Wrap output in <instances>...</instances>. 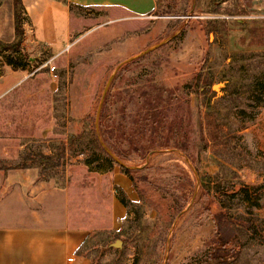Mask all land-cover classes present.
Instances as JSON below:
<instances>
[{
  "label": "rangeland",
  "instance_id": "obj_1",
  "mask_svg": "<svg viewBox=\"0 0 264 264\" xmlns=\"http://www.w3.org/2000/svg\"><path fill=\"white\" fill-rule=\"evenodd\" d=\"M71 13L72 36L57 53L0 47V216L19 215L17 186L34 170L58 183L87 162L122 171L103 143L138 199L119 233L88 239L86 255L264 264V97L254 92L264 83V0H157L151 15L118 20ZM8 55L27 66L4 86ZM43 155L59 167L47 169Z\"/></svg>",
  "mask_w": 264,
  "mask_h": 264
},
{
  "label": "crops",
  "instance_id": "obj_2",
  "mask_svg": "<svg viewBox=\"0 0 264 264\" xmlns=\"http://www.w3.org/2000/svg\"><path fill=\"white\" fill-rule=\"evenodd\" d=\"M22 2L32 27L29 32L24 29L21 46L26 50L44 47L54 53L63 50L72 36L71 7L108 11L112 20L120 19V14L144 18L157 9V0ZM0 41H16L13 0H0ZM3 64L7 69L4 86L23 79L26 69ZM78 169L66 170L61 183L53 177L39 180L34 170L33 182L17 186L19 215L0 216V264H92L89 258L78 255V250L93 235L120 232L128 209L119 193L132 203L138 199L132 180L116 168Z\"/></svg>",
  "mask_w": 264,
  "mask_h": 264
},
{
  "label": "trees",
  "instance_id": "obj_3",
  "mask_svg": "<svg viewBox=\"0 0 264 264\" xmlns=\"http://www.w3.org/2000/svg\"><path fill=\"white\" fill-rule=\"evenodd\" d=\"M13 3H14V9H15L16 41L14 43H11V44H4L0 41V47L4 48L6 51H12L15 55H20V52L23 50L21 44H22V41L24 39V23L27 21V18L23 17V15H25V11H24V6H23L22 0H13ZM4 62L8 66L12 67L13 69H25L27 66L25 62H21V61L17 60L12 55L5 56ZM254 92L256 95L261 96V98L264 97V83L263 82L256 83ZM258 105H264V100L262 102H259ZM78 138H80V137H78ZM75 140L76 139L71 140L72 145L75 144ZM41 157L46 162L47 169H55V168L59 167V165L57 163L52 161L50 156L43 155ZM85 165L90 167V169H92V170L94 169L96 171H105V169H103V168H99V169L98 168H92L88 162ZM28 168L29 167L26 164H24V165L22 164V165L18 166V168H16V169H28ZM47 169H44V171H46ZM122 172L125 173L126 175L130 176V172L128 171L127 168H123ZM246 191H247L246 188H244L241 191V193H245ZM119 199H120L121 203L126 208H130V206H132V204H133L122 192L119 193ZM84 246H85V244H84ZM84 246H82L78 250V252H77L78 255L89 258L91 260L92 264H101L104 262V261H98V260L96 261V260L92 259L90 256L86 255L84 253ZM111 264H116V263H111Z\"/></svg>",
  "mask_w": 264,
  "mask_h": 264
},
{
  "label": "water",
  "instance_id": "obj_4",
  "mask_svg": "<svg viewBox=\"0 0 264 264\" xmlns=\"http://www.w3.org/2000/svg\"><path fill=\"white\" fill-rule=\"evenodd\" d=\"M113 78H114V76H112V77L110 78V80H109V82H108V84H107V86H106V89H105V91H104V95H103L102 101H101L100 106H99V109H98L97 121H98V118H99V115H100L101 107H102L103 102H104V98H105V96H106V93H107V90H108L110 84H111L112 81H113ZM221 87H222V85H217V86L214 87V90L217 91V92H219ZM102 145H103L104 149L108 152V154H109V155H110V156H111L116 162H118L121 166H123L124 168H126V166H124V164L121 163V162H120V161L114 156V154H113L110 150H108V149L106 148V146H105L103 143H102ZM119 244H120V242H117V243H116L117 246H118Z\"/></svg>",
  "mask_w": 264,
  "mask_h": 264
},
{
  "label": "built area",
  "instance_id": "obj_5",
  "mask_svg": "<svg viewBox=\"0 0 264 264\" xmlns=\"http://www.w3.org/2000/svg\"><path fill=\"white\" fill-rule=\"evenodd\" d=\"M55 71H56V66H51L50 67V72H51L53 78H57V74H55Z\"/></svg>",
  "mask_w": 264,
  "mask_h": 264
}]
</instances>
